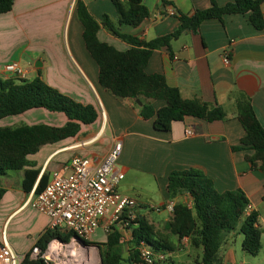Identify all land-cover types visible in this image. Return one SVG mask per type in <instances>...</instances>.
Listing matches in <instances>:
<instances>
[{
    "label": "crops",
    "instance_id": "0c3cea01",
    "mask_svg": "<svg viewBox=\"0 0 264 264\" xmlns=\"http://www.w3.org/2000/svg\"><path fill=\"white\" fill-rule=\"evenodd\" d=\"M78 1L100 24L104 16L118 23L111 0H17L12 12L0 16V80L17 79L6 73L4 67L18 63L26 75L23 80L40 79L75 102L94 106L99 114L94 124L81 126L76 138L45 145L28 158L29 166L0 175V188L5 190L0 202V243L7 241L18 255L26 257L50 226L48 216L28 205L37 189L45 188L53 174L77 156L103 158L114 142L123 147L116 166L124 175L118 187L122 196L154 211L153 208L170 203L167 186L173 172L200 170L218 193L242 190L246 194L252 212L258 215L263 240L264 173L253 170L247 162L246 156L252 151L234 152L233 148L245 136L237 120V93L251 98L264 128V31L259 32L247 15H228L223 21L207 20L197 34L185 32L172 41L170 48L153 52L146 74L162 75L170 87L180 90L184 100L219 106L228 115L227 121L213 124L188 118L174 123L171 132L164 133L155 130L152 120L142 119L137 101H120L100 86L99 67L83 40ZM233 1L216 3L224 7ZM167 2L144 0L149 18L136 29L121 27V32L151 42L180 29V15L193 16L212 6L210 0ZM171 11L175 15L171 16ZM261 12L264 17V3ZM98 37L100 42L122 52L130 49L102 27ZM224 54L229 55V65L224 63ZM159 106L154 104L156 109ZM67 123L65 114L45 109L0 121L7 128H63ZM188 130L193 131L192 137L187 136ZM171 218L172 214L166 223ZM150 223L158 229L166 224ZM105 242L106 239L102 243ZM242 243L239 232L227 235L219 255L221 263L237 264V256L244 251ZM181 252L187 253L191 264H202L203 248H193L187 239L170 255L169 264H174V257Z\"/></svg>",
    "mask_w": 264,
    "mask_h": 264
},
{
    "label": "trees",
    "instance_id": "16d2710c",
    "mask_svg": "<svg viewBox=\"0 0 264 264\" xmlns=\"http://www.w3.org/2000/svg\"><path fill=\"white\" fill-rule=\"evenodd\" d=\"M16 1L0 0V16L12 12ZM111 1L118 15L117 24L109 16H104L100 24L82 2L77 3L86 50L99 67L100 86L120 101H139L140 116L144 121L152 120L155 130L159 132L169 133L174 123L188 118L209 124L227 121L228 115L221 107L200 100H184L180 90L170 87L164 76L148 75L146 68L154 51L170 48L172 41L185 32L197 34L207 20L223 21L228 15H247L250 23L263 32L261 9L264 0H234L224 7H220L216 0H210V8L196 11L193 16L180 15L181 27L175 33L151 42L123 34L120 30L121 27L136 29L149 18L144 0ZM161 1L168 3L167 0ZM101 27L128 44L130 49L122 52L100 42L98 32ZM235 100L237 120L245 136L233 151H252L251 155L246 156L247 162L253 170L264 173V128L259 123L250 97L239 92ZM155 103L160 104L159 108L154 107ZM37 109L65 114L68 123L63 128L48 125L7 128L0 125V175L24 169L29 166L28 158L36 155L43 146L76 138L82 125L94 124L99 116L94 106L79 104L40 79L32 82L19 78L0 80V121ZM43 189H37V194ZM167 193L170 201L176 202L171 220L160 231L138 213L135 222L125 229L131 233L127 258L122 242V224L113 227L105 243L94 244L91 240L85 243L103 248L104 264H144L139 253L142 244L166 254L168 259L162 263L166 264L170 255L187 239L193 248H203L202 264H222L219 255L227 235L239 232L243 236L244 252L251 257L259 256L263 231L258 227V215L246 213L250 203L242 190L218 193L214 183L202 171L189 170L175 171L169 176ZM4 194L5 190L0 188V202ZM183 196L189 197L191 208L183 201ZM73 238L74 235L70 233L63 235L47 230L36 246L45 252L55 240L67 244ZM173 239H177L178 245L174 244ZM22 264L47 263L42 259H31L28 254Z\"/></svg>",
    "mask_w": 264,
    "mask_h": 264
},
{
    "label": "built area",
    "instance_id": "2783aa9c",
    "mask_svg": "<svg viewBox=\"0 0 264 264\" xmlns=\"http://www.w3.org/2000/svg\"><path fill=\"white\" fill-rule=\"evenodd\" d=\"M170 15L175 13L171 11ZM223 59L226 65L230 64L228 54H224ZM4 71L19 79L26 76L18 63L7 64ZM193 134L192 130L187 131L188 137ZM122 150V144L114 142L107 155L99 160L91 156L75 157L62 171L55 172L52 181L39 194L33 196L28 205L49 217V231L63 235L70 233L85 242L91 240L99 229L107 236L113 227L122 224L121 231L125 232V229L135 222L137 209L141 207L139 201L122 196L118 192L119 184L124 180V175L116 170ZM182 199L192 207V203L187 201L188 196H183ZM175 205V201H170L166 206L152 210L173 214ZM252 211L253 208L249 205L246 213ZM55 241L64 243L59 239ZM49 249L43 252L41 248L34 246L29 254L31 259H42L47 264L69 260L70 255L60 250L57 261L48 255ZM139 251L144 264H162L168 259L166 254L156 252L145 244L141 245ZM25 258L18 255L7 241L0 243V264H22Z\"/></svg>",
    "mask_w": 264,
    "mask_h": 264
},
{
    "label": "rangeland",
    "instance_id": "374dc122",
    "mask_svg": "<svg viewBox=\"0 0 264 264\" xmlns=\"http://www.w3.org/2000/svg\"><path fill=\"white\" fill-rule=\"evenodd\" d=\"M137 210L142 217H145L147 220H149V222H153L156 224L164 225L166 221L170 219V213H168L167 211L156 212V211H151L150 208H144V207H140V208L138 207ZM159 229L160 231L164 230V226L160 227ZM123 237H124V240H122V242H124V245H125L124 253H125V258H127L129 255L128 252L130 250V246L128 245V243L131 240L130 231L123 232ZM105 239H106L105 233L103 232L102 229H99L96 231L95 235L92 237L91 242H93L94 244H102V242L105 241ZM172 241L174 242V244L178 245L177 239H173ZM73 243L78 244L79 246L77 247L81 248L82 250L84 249L83 251H84L86 261H89L91 259L90 255L92 254V252L93 253L95 252L98 258L100 254L102 255V251H103L102 247H100L101 249L100 251L97 249V247L99 246L89 245L90 247H84L81 243L76 242L74 239H72L70 243H67V244L62 243L63 246L65 245L68 246V247H64L63 249L64 254L68 255V253L69 254L73 253V251L69 249V245L71 246ZM67 250L69 252H67ZM68 258L70 261L71 260L70 256H68ZM57 261H59V259H57ZM173 261H174V264H191L192 263L191 258L187 256V253H182V252L180 255L175 256ZM236 261H237V264H264V239L262 240V250L258 257H251L248 253L243 251L239 253V256H237L236 258ZM57 264H60V263L58 262ZM96 264H101L100 261H98V259H97ZM166 264H169V262H167Z\"/></svg>",
    "mask_w": 264,
    "mask_h": 264
},
{
    "label": "bare ground",
    "instance_id": "6f19581e",
    "mask_svg": "<svg viewBox=\"0 0 264 264\" xmlns=\"http://www.w3.org/2000/svg\"><path fill=\"white\" fill-rule=\"evenodd\" d=\"M77 246L79 245L74 244V243L71 246L69 245V249L73 251V253L71 254L68 253V255L72 256L71 260L70 261L68 260L66 262H59V263L60 264H96L97 259L98 261H100V259L98 258L95 252L94 253L92 252V254L90 255L91 259L89 258L90 260L86 261L84 251H83L84 249L82 250L81 248ZM64 247L65 246H63L61 243L55 241L52 243L51 249H49L48 255L57 260L59 257L60 250H63ZM67 252L69 251L67 250Z\"/></svg>",
    "mask_w": 264,
    "mask_h": 264
},
{
    "label": "water",
    "instance_id": "95a60500",
    "mask_svg": "<svg viewBox=\"0 0 264 264\" xmlns=\"http://www.w3.org/2000/svg\"><path fill=\"white\" fill-rule=\"evenodd\" d=\"M137 103L140 104L139 101H137ZM74 240H75L76 242L81 243L84 247H90V246L87 245L84 241H82V240H80V239H78V238H76V237H74ZM97 249H98L99 251L101 250L100 247H97ZM99 258H100V263H101V264H104V263H103V258H102V255H101V254L99 255Z\"/></svg>",
    "mask_w": 264,
    "mask_h": 264
}]
</instances>
